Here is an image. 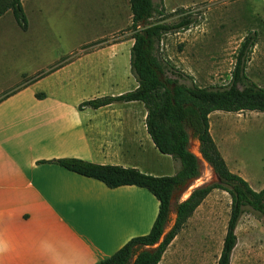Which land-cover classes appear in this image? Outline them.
Masks as SVG:
<instances>
[{
  "label": "crops",
  "instance_id": "1",
  "mask_svg": "<svg viewBox=\"0 0 264 264\" xmlns=\"http://www.w3.org/2000/svg\"><path fill=\"white\" fill-rule=\"evenodd\" d=\"M48 1L33 6L44 19ZM259 1L264 6V0ZM50 3L66 15L79 9L66 1ZM13 20L11 11L0 18V34ZM22 31L27 35L30 25ZM134 42L133 38L83 50L47 74L0 93V264H97L151 232L160 203L149 190L137 186L110 189L54 163L75 158L158 177L177 173L179 163L162 154L148 133L143 103L80 109L92 99L74 87L73 68L93 63L92 70L98 73L103 70L97 69L98 63L111 64L110 70L97 76L124 90L101 97L119 96L138 87L131 70ZM44 45L36 44L37 52ZM210 133L213 137L212 124ZM192 134L189 130L190 139ZM163 161L171 166L169 174L154 166Z\"/></svg>",
  "mask_w": 264,
  "mask_h": 264
},
{
  "label": "rangeland",
  "instance_id": "2",
  "mask_svg": "<svg viewBox=\"0 0 264 264\" xmlns=\"http://www.w3.org/2000/svg\"><path fill=\"white\" fill-rule=\"evenodd\" d=\"M62 1L78 5V12H73L72 16L59 13L49 0L44 19L33 7L40 0H25L30 32L24 34L14 20L4 27L0 34V93L47 74L58 64L77 57L83 50L133 39L129 0H57ZM164 2V19L157 15L151 23L178 24L185 13L183 11L191 14L194 20L188 30L165 35L157 46L158 55L168 64L167 68L182 71L201 87H228L240 46L246 36L256 31L257 44L250 54L247 75L264 87V6L259 0ZM39 42L45 44L41 53L36 48ZM88 64L80 70L72 69L73 79L77 81L74 87L82 90L87 99L116 95L124 90L122 85H107L98 78L101 71L110 70V63H98L97 69L103 68L96 70L98 73L92 70L93 63ZM192 79H180V83L191 86ZM209 122L212 124L213 139L217 141L229 169L242 176L253 189H264V113L217 111ZM199 144L200 141L192 134L190 149L200 160L201 177L182 195L176 193L164 236L176 224L178 203L185 201L196 188L217 181L212 167L200 153ZM154 166L160 172H172L165 161ZM231 203L227 192L214 190L171 243L161 264H218ZM236 235L238 243L231 264H264V224L260 215L247 208L239 221Z\"/></svg>",
  "mask_w": 264,
  "mask_h": 264
},
{
  "label": "trees",
  "instance_id": "3",
  "mask_svg": "<svg viewBox=\"0 0 264 264\" xmlns=\"http://www.w3.org/2000/svg\"><path fill=\"white\" fill-rule=\"evenodd\" d=\"M23 0H0V18L11 11L22 28L28 29V19ZM132 11L131 30L134 45L131 49V70L138 87L119 96H105L86 101L80 109H99L115 103L141 102L147 110V130L156 148L171 156L180 167L174 176H152L135 168L97 165L84 160L69 158L54 161L61 167L79 175L93 178L110 189L137 186L149 190L159 201L158 217L148 235L136 237L110 258L97 264H160L168 247L178 236L188 220L214 190H223L231 196V213L218 264H231L238 238L236 229L250 208L259 214L264 224V189L254 190L240 175L230 171L210 133V115L217 111L264 113V87H260L247 75L250 54L257 44V32L246 36L240 46L232 80L228 87H201L192 77L182 71L167 68L161 60L157 46L171 32L188 30L194 20L186 11L175 25L162 22L151 23L155 16L165 17V2L159 0H129ZM170 69V70H169ZM168 71L170 75H168ZM173 76V77H172ZM190 78L191 86L180 83ZM189 130L200 143V153L212 167L220 182L196 188L176 208L177 221L174 228L164 236L172 212V198L182 195L191 184L201 177V164L190 149ZM164 236V238H163Z\"/></svg>",
  "mask_w": 264,
  "mask_h": 264
},
{
  "label": "water",
  "instance_id": "4",
  "mask_svg": "<svg viewBox=\"0 0 264 264\" xmlns=\"http://www.w3.org/2000/svg\"><path fill=\"white\" fill-rule=\"evenodd\" d=\"M216 178H217V181H218V182L221 181L220 178H218L217 176H216ZM174 200H175V198L173 197V198H172V201H171L172 204H173ZM137 257H138V255L135 256V257L132 259V263H131V264H133V263L136 261Z\"/></svg>",
  "mask_w": 264,
  "mask_h": 264
}]
</instances>
